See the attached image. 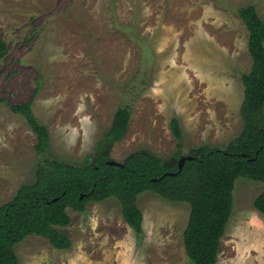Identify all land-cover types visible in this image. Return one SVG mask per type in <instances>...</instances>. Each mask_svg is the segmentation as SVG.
I'll list each match as a JSON object with an SVG mask.
<instances>
[{"label": "rangeland", "instance_id": "obj_1", "mask_svg": "<svg viewBox=\"0 0 264 264\" xmlns=\"http://www.w3.org/2000/svg\"><path fill=\"white\" fill-rule=\"evenodd\" d=\"M253 2L262 12L263 0L245 1ZM208 3L236 7L235 0H0V41L7 44L0 60V208L22 186L35 181L37 167L46 160L36 151L37 135L26 118L12 111L17 105L31 103L34 115L48 129L52 160L82 164L98 152L117 111L129 106L132 119L125 137L101 151L121 164L146 148L176 164L173 155L180 139L174 136L171 121L177 118L159 105L163 91L151 94L159 72L171 67L174 45L164 44L165 37L155 33L154 27L159 18L161 28H180L181 10ZM230 11L239 19L235 9ZM243 41L240 49L246 50L247 36ZM200 56L204 58L201 51ZM237 57V61H226L225 73L242 87L238 107L207 99L205 82L195 78L200 85L192 92L195 99L179 109L183 155L204 145L221 148L241 134V76L250 73L252 59L246 53ZM235 187L234 213L218 264H264V214L254 207L264 184L239 179ZM137 206L144 216L140 236L124 221L114 198L89 203L84 213L68 209L71 224L57 228L72 241L65 253L84 254V258L90 254L99 260L114 252V245L123 244L130 247L128 256L140 264H191L183 239L190 218L188 204L167 203L146 192L138 197ZM33 237L16 246L22 264L28 254L52 250L48 240ZM36 238L41 240L33 242Z\"/></svg>", "mask_w": 264, "mask_h": 264}, {"label": "trees", "instance_id": "obj_2", "mask_svg": "<svg viewBox=\"0 0 264 264\" xmlns=\"http://www.w3.org/2000/svg\"><path fill=\"white\" fill-rule=\"evenodd\" d=\"M249 31V53L253 61L249 74L241 80L245 88L240 109L241 134L225 146L204 145L183 155L177 119L172 132L180 139L176 164L162 160L149 149L128 156L121 166L110 165L104 145L123 140L132 119V109L120 108L109 132L98 144V152L80 165L50 159V134L32 111L31 103L12 108L23 115L37 135L35 146L43 165L35 172V181L22 186L11 202L0 208V264H19L16 246L31 236L48 240L59 250H70L72 241L57 228L71 224L68 209L84 213L89 203L118 200L124 221L142 235L144 216L137 206L138 197L152 192L172 204H188L190 218L184 232V247L191 264H218L222 240L234 213V190L239 179L264 184V19L253 6L239 10ZM7 44L0 41V60ZM186 160L183 169L179 162ZM57 199L56 201H54ZM264 214V191L254 201Z\"/></svg>", "mask_w": 264, "mask_h": 264}, {"label": "crops", "instance_id": "obj_3", "mask_svg": "<svg viewBox=\"0 0 264 264\" xmlns=\"http://www.w3.org/2000/svg\"><path fill=\"white\" fill-rule=\"evenodd\" d=\"M235 1L236 7L229 4L225 8L216 7L209 3L197 7L190 5L180 11L183 15L182 27L180 28L169 25H162L161 28L159 26L160 20L156 18L155 33L165 37L162 39L165 41L164 44L174 46L172 48L171 67L168 66L167 70L162 71V73L159 72L157 85L151 87V94L163 91L164 96L158 99L159 105L161 108H169L173 116L177 118L178 123L182 115L179 109L182 110V107L189 105L195 99L192 96V92L195 88L200 87V85L195 83L196 77H202L205 82L203 89L207 94V99L215 102H227L230 105L236 104L235 107H238L241 103L238 93H241L242 87L237 81L233 84L232 80H228L227 72L225 73V63L228 59H230V62L239 60L237 57L239 53H246L250 57V34L247 35L248 29L239 16V10L253 6L258 14L264 18V0L262 12L258 3H245L246 0ZM226 2L231 3L232 0H226ZM230 8L237 11L240 21L235 19ZM197 12H199L198 16ZM246 36L248 49L246 43V50L244 48V51L240 47L244 44L243 40ZM155 39L154 43H157L158 37ZM162 40L159 42L160 45ZM169 40L172 42L168 43ZM200 51L204 58H201ZM161 52L157 51L158 55ZM194 55L197 56L199 61L204 59L205 62H196ZM220 61L222 62L220 63ZM251 63L253 65V61ZM176 84L179 86L177 87ZM242 86H244L243 82ZM28 239L30 237L26 240ZM36 240L41 239L36 238L33 242H36ZM51 246L50 243L49 248L52 250L45 249L28 254L26 264H140V261H134L131 255L130 257L128 256L129 245L116 244L111 248L114 252L103 254V258L99 260L93 259L90 254H88L87 258H84V254L78 253H75V256H70L65 253L66 250H59ZM19 264H22V259L21 262L19 259Z\"/></svg>", "mask_w": 264, "mask_h": 264}, {"label": "water", "instance_id": "obj_4", "mask_svg": "<svg viewBox=\"0 0 264 264\" xmlns=\"http://www.w3.org/2000/svg\"><path fill=\"white\" fill-rule=\"evenodd\" d=\"M186 160H191V157H183V158L180 160V162H179V167H180V169H183ZM109 164H110V165L121 166L120 163H117V162H115V161H110ZM56 200H57V199H55L54 201H56Z\"/></svg>", "mask_w": 264, "mask_h": 264}]
</instances>
